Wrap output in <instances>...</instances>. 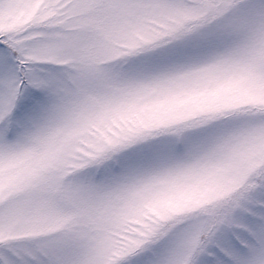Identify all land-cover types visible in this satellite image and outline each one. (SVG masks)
<instances>
[{
	"label": "snow or ice",
	"instance_id": "obj_1",
	"mask_svg": "<svg viewBox=\"0 0 264 264\" xmlns=\"http://www.w3.org/2000/svg\"><path fill=\"white\" fill-rule=\"evenodd\" d=\"M0 264H264V0H0Z\"/></svg>",
	"mask_w": 264,
	"mask_h": 264
}]
</instances>
